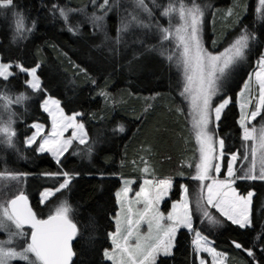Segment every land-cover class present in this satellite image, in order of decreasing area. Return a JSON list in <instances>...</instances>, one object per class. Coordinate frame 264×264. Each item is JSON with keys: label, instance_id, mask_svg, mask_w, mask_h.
<instances>
[{"label": "trees", "instance_id": "1", "mask_svg": "<svg viewBox=\"0 0 264 264\" xmlns=\"http://www.w3.org/2000/svg\"><path fill=\"white\" fill-rule=\"evenodd\" d=\"M194 2L206 9V49L218 52L241 35L249 36L228 87L212 101L215 107L229 100L214 129L216 138L224 141L219 177L224 178L232 154L239 157L235 164L239 177L247 143L238 122L236 96L264 50V8L258 7L260 0ZM101 3L13 0L12 7L0 8V61L12 65L13 73L6 80L0 78V96L12 101L0 99V116L15 133L10 142L8 134L0 137V173L19 177L10 196H27L38 219L66 204L77 225L72 264H111L104 252L111 247L109 234L114 231L116 195L123 180L131 181V193L138 192L147 179L171 180L164 210L187 189L194 231L225 256L226 264H264V181L235 178L239 195L253 193L250 226L241 228L214 209H206L218 221L210 223L197 204L201 192L199 180L193 179L197 143L183 78L168 59L170 42L162 39L161 31L170 27L162 13L170 4L179 8L180 0H144L147 10L136 0H109L104 9ZM183 3L190 6L193 0ZM60 9L66 11L67 20ZM93 14L103 19L94 22ZM20 18L29 30L17 31ZM17 65L37 68L38 89L26 84L27 76ZM47 96L58 102L65 115L79 114L87 135L86 143L73 142L59 162L38 153L37 143L26 145L33 124H49L41 109ZM67 178L70 182L64 189L39 204L43 190H57ZM155 264H198L191 233L180 229L171 255L159 256Z\"/></svg>", "mask_w": 264, "mask_h": 264}, {"label": "snow or ice", "instance_id": "2", "mask_svg": "<svg viewBox=\"0 0 264 264\" xmlns=\"http://www.w3.org/2000/svg\"><path fill=\"white\" fill-rule=\"evenodd\" d=\"M95 4L96 0H92ZM139 6L144 7L147 10V6L144 4V0H136ZM260 4L264 7V0H260ZM13 6V0H0V8H10ZM109 6V0H103V3L99 5L101 9ZM55 7V5L53 6ZM60 15L67 20V13L64 9H60ZM172 12H178L180 20L183 22L175 30V38L179 41V45L183 46V57L182 63L185 70L186 84L184 92L190 94L191 103L194 112H196L198 119L194 117L193 127L196 132V138L199 141L200 147V160L195 165L196 175L193 179L203 182L209 179V171L213 168L217 172L220 171L219 164H213L214 157L212 156L213 148L211 147V136L207 131L208 125V108L211 96L216 91V82L225 75V70L233 65L238 59L243 58L244 50L248 47V35H241L237 38L229 48L225 49L223 53L213 55L206 52L201 46V42L198 38L199 24L202 13L198 5L193 0V6L187 7L183 0H180L179 8L174 7L170 4L168 8L164 10L163 15H169ZM231 14V11H229ZM19 15V14H17ZM102 16H96L93 14V20L100 21ZM135 19V17H133ZM29 30L25 28L23 19L17 20V31ZM69 31H73L69 28ZM164 33L162 39L168 40L173 33L169 29H161ZM171 60L172 56H168ZM261 65H264V57L259 61ZM12 67L10 64L0 63V78L8 79L13 73L9 71ZM17 68L21 72L29 71L22 65H17ZM36 69L30 70V74L33 76V81L29 84L33 89L39 88V80L35 78ZM257 82L259 85V104L255 111L251 112L250 118L242 113L241 116V127L244 128L243 139L245 141H253L251 146V164L246 169H240L244 172L243 176H236V169H234V163L237 161L238 156L232 154L231 160L227 164V175L228 180H214L212 184L207 185L208 196L207 201L209 205L216 207L222 215L226 216L227 219L231 220L233 224H238L241 228L250 226L249 218V206L251 204L252 192L248 193L247 197L236 195L235 189L231 187L234 182L233 178L236 179H247V180H264V125L259 129L246 127L244 121L254 120L261 114V109L264 108V73H257ZM183 94V93H182ZM23 96L17 98V102L22 99ZM0 99H4L6 103L12 101L4 96H0ZM48 103L47 101L45 102ZM53 104L58 102L52 101ZM229 103L228 99H225L219 106L215 108L216 119L219 120L221 111ZM47 110V108L45 109ZM71 119V118H69ZM39 130V126L36 125ZM56 121L53 120L54 135H62L57 133ZM77 128H83V125H77ZM123 131V129H120ZM0 132L6 133L10 137L14 135V132L10 131V128L0 127ZM35 135L26 141L29 145L35 142ZM86 142V134L82 133L80 143ZM71 140L49 141L45 139L40 143L38 151L51 152L59 162V156L63 155L67 151L68 145ZM257 144L259 145V151ZM220 148L223 149L224 141H219ZM223 154V153H221ZM248 153L244 154V159L247 160ZM257 164H259V172L256 174ZM147 171V169H145ZM67 177V173L64 174ZM4 174L0 173V177ZM16 176H11L10 179H16ZM69 179H65L64 183L60 185L64 188L68 185ZM151 181H145V184H151ZM127 184V182H126ZM170 180L159 181L158 186H163V190L166 191L170 187ZM202 187H204L202 183ZM227 188L228 191H224ZM59 190V189H57ZM129 189L127 186L122 190L127 192ZM141 193L145 192L142 187ZM187 193V189H185ZM45 197L47 193L43 194ZM120 194L118 193V196ZM139 196L140 193H137ZM203 197H201L202 199ZM160 195H157L156 200L159 201ZM214 201H216L214 203ZM199 206V204H198ZM153 204L149 201L147 196L145 197V209L143 214L140 215L139 220L132 219V211L129 208L128 215L124 218V225L122 226L117 215V231L110 233V237L113 242L112 254L105 251V257L113 261V264H155L156 254L162 253L164 255H171V249L173 247L172 241L175 237L176 231L179 227L191 228V218L188 214V203L187 195L183 199L181 205L183 212L176 211V205L173 206L174 211L169 213L167 220L172 223L164 226L161 221L165 219L162 215L153 214L149 216ZM70 208L66 204L59 206L54 215H50L47 220L37 219L35 213L32 212L31 208L27 207V198L21 193L15 196L14 199L7 200L0 203V230H6L7 225L5 219L11 221L18 230L16 232L9 233V239L6 241H0V264H9L11 260L24 261L25 264H70L74 255L70 242L77 234V225L71 220L69 216ZM204 216L209 219L210 223H218L213 217L209 215L207 210H204ZM146 220L149 226V234L146 237H139L137 235L136 243L130 245L128 241L133 237L134 232L138 229L141 221ZM24 225H29L32 229L30 240H26L24 246L17 251L15 248L6 247L11 244L12 237H23L25 234L22 231ZM126 233V234H125ZM197 239L193 243L197 246V250L201 249L200 240L205 238L200 236V233H196ZM123 241V243H121ZM205 243L207 241L205 240ZM235 243V242H234ZM235 246L240 248L241 245L236 243ZM203 250L209 252H215L212 248H204ZM249 256L253 255L251 249L246 250ZM222 254L216 253V256Z\"/></svg>", "mask_w": 264, "mask_h": 264}, {"label": "rangeland", "instance_id": "3", "mask_svg": "<svg viewBox=\"0 0 264 264\" xmlns=\"http://www.w3.org/2000/svg\"><path fill=\"white\" fill-rule=\"evenodd\" d=\"M193 5L187 6V7H192ZM260 9L264 8L261 6L260 2H259V6ZM200 11L202 13L201 19H200V24H199V32H198V38L201 42V46L203 47V49L208 52L211 53L213 55H218L220 53H223L225 51V49L229 48V46L237 39H235L232 43L228 44L227 46L223 47L221 50H219L218 52H214L211 50L206 49L205 47V42H204V36H205V18H206V9L202 10L201 7ZM178 9V8H177ZM168 17V21L170 22V27L169 30L170 32L173 33V35L166 40V42H170V51H169V56H172V60L174 62V64L178 67L182 78H183V83H184V87L186 84V78H185V70H184V66L182 63L183 57L181 56V53L183 52V46L179 45V41L175 38V30L177 27H179L183 22L180 20L179 14L178 12H172L169 15H166ZM212 23L210 25V28L212 30ZM164 35V34H163ZM162 35V37H163ZM210 45L212 46V49L215 47L214 45V41L210 40ZM220 45V44H219ZM245 51V50H244ZM264 57V50L262 52L261 58ZM261 58L257 61L256 63V68L255 70L248 76V78L246 79V81L244 82V84L242 85L239 93L236 96V103L238 106V112H239V125L241 127V116L242 113L245 114L246 116H248L250 118L251 116V112L255 111L258 104H259V85L257 82V73H264V65H261L259 63V61L261 60ZM242 59V58H241ZM241 59H238L233 65H231L229 68H227L225 70V75L219 79L216 82V91L215 93L211 96L210 102H209V108H208V125H207V131L209 136H211V147L213 148V152H212V156L214 157L212 163L215 164H219L220 165V171H221V160H222V154H221V148L219 145V141L214 133V129L217 123V119H216V114H215V108L217 106H219L221 103L217 104L215 107H212V101L219 95L221 94L222 91H224V88L228 87L235 69L238 67ZM1 63V61H0ZM36 72H37V68ZM31 70V69H30ZM30 70L29 71H25V72H21L18 68V71H20L21 73H24L27 76V85L33 89L29 82L33 81V76L30 74ZM9 71H11L9 69ZM35 72V78H37ZM10 77V76H9ZM40 86V83H39ZM38 89V88H37ZM36 90V89H33ZM184 99L185 102L187 104V108H188V115H189V119H190V124H191V128H192V133L195 137L196 143H197V148H198V161L197 163H199L200 160V143L196 138V132L195 129L193 127V120L194 117L196 119H198V116L196 114V112H194L193 107H192V103H191V98H190V94L189 93H185L184 92ZM48 102L47 104L45 102ZM52 101H56L50 97H46L43 101V103L41 104V109L42 111L47 115L48 119H49V124L48 126H43L40 124H33V133L32 135L29 137H33L35 135L36 139L35 142L32 143L31 145H29L28 143H26V145L28 147L32 146L33 144L37 143V147L39 148L40 143H42L45 139L49 140L50 142L53 140H59V141H65V140H71V143L68 145L67 150L70 148V146L72 145L73 142H77L79 144L80 143V138L83 134H86L84 126L81 129L77 128V125H83L81 122V117L79 114H73V115H65L63 113V111L61 110L59 104H53ZM57 102V101H56ZM47 108V110H45ZM222 112V111H221ZM264 108L261 109V114L259 116H257L254 120H251V122L249 123L248 120H245L244 123L246 125V127L248 128H256L259 129L262 125H264ZM263 115V117H261ZM2 116H0V127H5L6 125L3 124V119L1 118ZM55 118L56 121V132L57 133H62V135H54V130H53V120ZM71 118V119H69ZM3 122V123H2ZM36 125L39 126V130L37 129V127H35ZM242 137L244 135V128H242ZM3 132H0V137H4ZM28 138V139H29ZM28 139L26 141H28ZM245 141V140H244ZM86 142H87V135H86ZM85 142V143H86ZM247 143L246 149L244 154L247 152L248 153V159L245 160L244 159V154L241 157V162H242V168L241 169H246L248 166H250L251 164V146L253 144V141L249 140V141H245ZM84 144V143H83ZM258 147V151H259V145L257 144ZM37 148V151H38ZM67 152V151H66ZM64 152L63 155L59 156V160L64 156V154L66 153ZM38 153H45L48 154L55 162L57 161V158L54 157L52 155L51 152L48 151H44V152H40L38 151ZM238 156V155H237ZM239 158V157H238ZM231 160V157H230ZM236 162L234 163V169H236L235 167ZM220 171L217 172L215 170V168L211 169L209 171V179L204 180L203 182H200L201 185V192H200V196L197 198V204H199V206L203 209V212L205 209H214L219 215H221L224 219L230 221L232 223L231 220L227 219L226 216L222 215L221 212L214 207L213 205H209L208 201H207V196H208V190H207V185L212 184L214 180H228L229 177L227 175V170L225 172L224 178H220L219 174ZM241 172V176L244 175V172L239 170ZM259 172V164H257V170H256V174H258ZM11 175H4L3 177H0V203H3L7 200L12 199L13 197H11L10 195L13 194L16 190V186L19 183V177L16 176V179H10ZM68 179V178H67ZM234 182H235V178H233ZM260 180V179H259ZM65 181V179H64ZM64 181L61 183L63 184ZM145 181H143L142 183V187L145 189L144 193H141L140 190L136 193H131V189H130V185H131V181L130 180H123L122 183V187L121 189L118 191V193L120 194L118 196V193L116 195V199H117V205H118V210L113 218L114 221V231L112 233H115L117 231V215L119 214V219L121 221L122 226H126L124 225V218L125 216L128 215V210L129 208L132 211V219L133 220H139L140 219V215L139 214H143L144 213V209H145V197L147 196V198L149 199V201L153 204V207L151 209V211L149 212V216L153 215V214H159L162 215L165 219H163L161 221V223L164 226H167L168 224L172 223V221L167 220V216L169 213H172L174 211L173 206L176 205V211L177 212H183V209L181 207L182 203H183V199L185 197V195H187L185 193V189H183L181 191L180 197L178 201H173L169 204V207L164 210L163 209V204L164 202L169 198L171 192H172V188H173V183L171 182L170 187L167 188L166 191L163 190V186H158L159 185V181L161 180H150L147 179V181H151V184H145ZM171 181V180H170ZM264 181V180H262ZM70 182V180H69ZM127 182V184H126ZM234 182L232 183L231 187L233 189L234 188ZM202 183L204 185V187H202ZM127 186V188L129 189L126 193L123 192L122 190ZM141 187V188H142ZM65 188V187H64ZM64 188L59 187V190H62ZM59 190H43L40 195H39V204L43 205L46 201H48V199H50L56 192H58ZM224 191H228L227 188L224 189ZM236 195L238 196H242L239 195L237 193V191L235 190ZM47 193L46 197L43 195ZM137 193H140V195L138 196ZM157 195H160V199L159 201L156 200ZM243 196V197H247ZM9 197V198H7ZM201 197H203L201 199ZM201 200V201H200ZM216 201H214L215 203ZM187 203H188V214L191 218V225H192V217H191V212H190V203H189V199L187 197ZM207 210V212H208ZM56 211V210H55ZM55 211L53 212V215L55 214ZM249 212H250V206H249ZM5 224L7 225V229L6 230H0V241H6L9 239V233L10 232H16L18 231L15 228V225L12 224L11 221H7L5 219ZM238 225V224H236ZM193 226V225H192ZM239 226V225H238ZM240 227V226H239ZM180 229H185L187 231H189L191 233L192 236V248L193 251L196 255V259H197V263L198 264H207V262H209V264H226V258L224 255H220V256H216V253L218 252H209L206 250H203L204 248H212L211 242L206 239L205 237H203L201 234L200 236L205 238L203 240H200V245H201V249L197 250V246L193 243L194 240L197 239L196 233L197 231H194L193 227L188 228V227H179L176 231L175 237L172 241L173 247H174V243H175V238L177 235V232ZM22 231L24 232V236L23 237H12V243L6 245V247H11V248H15L17 251H19L23 246L26 240H29V235L26 232V230L23 228ZM126 234V233H125ZM149 234V226L148 223L146 222V220L141 221V223L138 226V229L134 232L133 237L128 241V243L130 245H134L136 243V238L137 235H139V237L143 238L148 236ZM109 239H110V244L111 247L110 249H108L107 251L109 252V254H112V249L114 247L113 242H112V238L109 235ZM205 240L207 241V243H205ZM121 243H123V241H121ZM173 247L171 249V253L173 250ZM159 256H169V255H164L162 253H157L156 254V260L158 259ZM104 257H105V252H104ZM105 259L110 262L111 264H113L112 260H109L105 257ZM9 264H25L24 261H20V260H11L9 262Z\"/></svg>", "mask_w": 264, "mask_h": 264}, {"label": "water", "instance_id": "4", "mask_svg": "<svg viewBox=\"0 0 264 264\" xmlns=\"http://www.w3.org/2000/svg\"><path fill=\"white\" fill-rule=\"evenodd\" d=\"M24 196H25V195H24ZM25 197L27 198V196H25ZM14 198H15V197H13L12 199H14ZM27 207L31 208L32 212L35 213V211H34L33 208H32V204H31V202H30V200H29L28 198H27ZM35 215H36V213H35ZM36 218L38 219L37 216H36ZM48 218H49V216L46 217V218H43L42 220H47ZM23 228H25V229H29V230H30V233H29V240H30V235H31V231H32L31 227H30L29 225H24ZM74 241H75V237H74L73 240L70 242L71 247H72V250H73V244H74ZM73 253H74V252H73ZM74 259H75V255H73L72 260L70 261V264L73 263Z\"/></svg>", "mask_w": 264, "mask_h": 264}, {"label": "flooded vegetation", "instance_id": "5", "mask_svg": "<svg viewBox=\"0 0 264 264\" xmlns=\"http://www.w3.org/2000/svg\"><path fill=\"white\" fill-rule=\"evenodd\" d=\"M25 229V228H24ZM25 230H28V235H29V233H30V230L29 229H25Z\"/></svg>", "mask_w": 264, "mask_h": 264}]
</instances>
